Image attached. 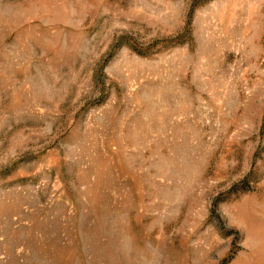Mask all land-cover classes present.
Segmentation results:
<instances>
[{"label": "rangeland", "instance_id": "obj_1", "mask_svg": "<svg viewBox=\"0 0 264 264\" xmlns=\"http://www.w3.org/2000/svg\"><path fill=\"white\" fill-rule=\"evenodd\" d=\"M0 264H264V0H0Z\"/></svg>", "mask_w": 264, "mask_h": 264}]
</instances>
